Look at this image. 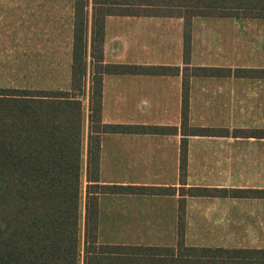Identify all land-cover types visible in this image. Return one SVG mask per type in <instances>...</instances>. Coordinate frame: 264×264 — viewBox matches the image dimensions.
<instances>
[{"label":"crops","instance_id":"obj_1","mask_svg":"<svg viewBox=\"0 0 264 264\" xmlns=\"http://www.w3.org/2000/svg\"><path fill=\"white\" fill-rule=\"evenodd\" d=\"M132 2L0 0V41H33L35 85L17 89L75 94L82 158L118 187L98 196V241L118 244L101 241L111 220L174 247L192 222L217 241L204 248L264 249V18Z\"/></svg>","mask_w":264,"mask_h":264},{"label":"trees","instance_id":"obj_2","mask_svg":"<svg viewBox=\"0 0 264 264\" xmlns=\"http://www.w3.org/2000/svg\"><path fill=\"white\" fill-rule=\"evenodd\" d=\"M132 1L185 7L187 16L264 18V0ZM75 96L0 88V264H264V249L185 246L182 222L174 247L100 243L98 196L118 187L99 183L98 156L90 148L83 185V109ZM92 99L89 120L99 121V88L93 90Z\"/></svg>","mask_w":264,"mask_h":264},{"label":"rangeland","instance_id":"obj_3","mask_svg":"<svg viewBox=\"0 0 264 264\" xmlns=\"http://www.w3.org/2000/svg\"><path fill=\"white\" fill-rule=\"evenodd\" d=\"M33 41H0V88H27L28 86L35 85L33 62L31 63L32 55L24 54V50L32 49ZM31 43V44H28ZM28 48H27V47ZM8 53H5V51ZM4 51V53H2ZM85 121L87 117V110L84 109ZM85 163L86 155L83 154L82 158V172H83V185L85 181ZM83 208L81 212V234L83 231ZM105 227L109 229L108 236L102 237L101 241L118 244H139L150 243L156 244L157 242H171L169 238H155L149 237V232L141 229L140 227L133 226L127 230L115 229L114 222L111 220L103 221ZM205 225V223H204ZM185 234V244L189 246L199 247H213L217 241L209 236L208 230L197 228L196 223H192ZM176 240V238H175ZM174 242V241H173Z\"/></svg>","mask_w":264,"mask_h":264}]
</instances>
